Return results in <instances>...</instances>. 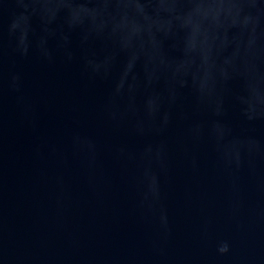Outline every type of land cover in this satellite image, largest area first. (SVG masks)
I'll return each instance as SVG.
<instances>
[{
    "label": "water",
    "instance_id": "1",
    "mask_svg": "<svg viewBox=\"0 0 264 264\" xmlns=\"http://www.w3.org/2000/svg\"><path fill=\"white\" fill-rule=\"evenodd\" d=\"M0 264H264V0H0Z\"/></svg>",
    "mask_w": 264,
    "mask_h": 264
}]
</instances>
